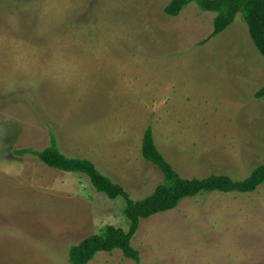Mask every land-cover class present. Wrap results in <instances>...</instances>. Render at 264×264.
<instances>
[{
	"label": "rangeland",
	"instance_id": "1",
	"mask_svg": "<svg viewBox=\"0 0 264 264\" xmlns=\"http://www.w3.org/2000/svg\"><path fill=\"white\" fill-rule=\"evenodd\" d=\"M169 1L0 0V264H69L72 245L128 228L122 198L14 152L50 132L134 200L163 178L140 153L147 127L183 178L264 163V58L241 14L207 39L216 13L168 16ZM131 245L140 264H264V183L186 197L140 219ZM87 264L136 263L116 249Z\"/></svg>",
	"mask_w": 264,
	"mask_h": 264
},
{
	"label": "trees",
	"instance_id": "2",
	"mask_svg": "<svg viewBox=\"0 0 264 264\" xmlns=\"http://www.w3.org/2000/svg\"><path fill=\"white\" fill-rule=\"evenodd\" d=\"M192 2H195L202 11L216 13L212 32L207 39L224 31L240 13L254 46L264 58V0H170L164 7V13L175 17ZM254 96L264 97V86ZM14 152L19 155H34L54 169L84 174L97 192L103 193L110 200L120 197L124 201L122 213L128 220L127 230L107 225L100 233L87 236L70 247L69 264H87L96 253L111 252L116 249H119L126 258L140 264L139 251L131 245V239L138 229L140 219L171 210L182 199L193 197L200 192L249 193L264 183V163L256 166L243 179H232L219 174H211L204 178H183L156 147L150 127H147L143 133L140 153L146 161L151 162L161 171L163 178L148 196L137 200L130 198L129 193L120 184L102 174L91 160L67 156L61 152L52 132L48 146L40 150L21 148Z\"/></svg>",
	"mask_w": 264,
	"mask_h": 264
},
{
	"label": "crops",
	"instance_id": "3",
	"mask_svg": "<svg viewBox=\"0 0 264 264\" xmlns=\"http://www.w3.org/2000/svg\"><path fill=\"white\" fill-rule=\"evenodd\" d=\"M256 48V47H255ZM258 51V50H257Z\"/></svg>",
	"mask_w": 264,
	"mask_h": 264
}]
</instances>
